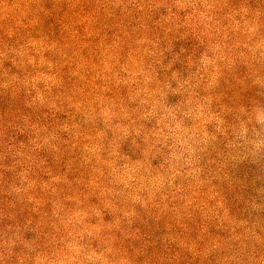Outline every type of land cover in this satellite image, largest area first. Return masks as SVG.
<instances>
[{
	"label": "rangeland",
	"instance_id": "374dc122",
	"mask_svg": "<svg viewBox=\"0 0 264 264\" xmlns=\"http://www.w3.org/2000/svg\"><path fill=\"white\" fill-rule=\"evenodd\" d=\"M43 1L0 0V62L13 57L30 108L68 92L48 123L79 140L81 172L8 264H155L128 252L157 247L183 264H263L264 0H141L173 35L153 52L139 32L122 55L49 39Z\"/></svg>",
	"mask_w": 264,
	"mask_h": 264
},
{
	"label": "trees",
	"instance_id": "16d2710c",
	"mask_svg": "<svg viewBox=\"0 0 264 264\" xmlns=\"http://www.w3.org/2000/svg\"><path fill=\"white\" fill-rule=\"evenodd\" d=\"M42 4V8H48L43 0ZM50 4L49 11L43 10L49 39L77 48L87 44L92 52L103 48L113 49L119 55L126 54L135 41L143 38L138 37L139 32L148 34L153 52L160 51L162 44L157 36L168 37L175 27L172 22L164 26L155 20L151 7L141 10V0H125V13L115 10L111 0H52ZM11 58L0 62V264L15 260L18 252L13 247L22 242L25 234L27 239L31 236L35 242L41 241L39 223H45L44 211L52 203L77 197V172H81L75 156L79 140L76 145L67 144L71 136L62 134L53 120L48 123V117L56 116L61 107L59 99L68 92L52 89L50 100L46 98L55 105L53 112H45L42 107H28L24 103L26 96L10 80ZM85 87L84 93L89 91V86ZM70 90L73 92L74 87ZM48 134L53 138L48 145L42 140L37 144L32 142ZM19 175H23L22 181L18 180ZM115 233L120 239L118 232ZM130 233L131 236L137 234L135 229L129 230ZM156 249L150 255L144 248L137 251L138 254L135 249L128 254L134 252L133 257L144 263H151V260L155 264H183L181 251L170 255L160 247Z\"/></svg>",
	"mask_w": 264,
	"mask_h": 264
}]
</instances>
